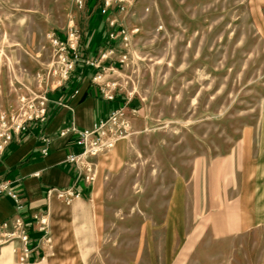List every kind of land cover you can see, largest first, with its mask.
Returning a JSON list of instances; mask_svg holds the SVG:
<instances>
[{"label": "rangeland", "instance_id": "obj_1", "mask_svg": "<svg viewBox=\"0 0 264 264\" xmlns=\"http://www.w3.org/2000/svg\"><path fill=\"white\" fill-rule=\"evenodd\" d=\"M72 78L137 104L90 160L98 264H264V0H0V117Z\"/></svg>", "mask_w": 264, "mask_h": 264}, {"label": "crops", "instance_id": "obj_2", "mask_svg": "<svg viewBox=\"0 0 264 264\" xmlns=\"http://www.w3.org/2000/svg\"><path fill=\"white\" fill-rule=\"evenodd\" d=\"M60 95L64 103L53 106L47 121L30 123L28 131L16 136L0 155V181H8L9 190L20 198L17 202L7 192L0 194V230L6 223L7 232L19 234L21 227L16 221L20 220L29 234L24 245L20 238L8 240L6 232L0 231V264L99 262L95 259L100 251L96 236L105 204L97 196L95 182L66 161L78 149L74 138L61 136V131L70 126L93 128L117 108L125 110L137 104L120 95L114 100L101 98L94 86L78 83L77 78L66 82ZM44 136L51 139L48 155L42 153ZM65 190H69L67 197H60V191ZM35 216L47 218L46 231L40 230ZM247 220L253 221V216Z\"/></svg>", "mask_w": 264, "mask_h": 264}, {"label": "built area", "instance_id": "obj_3", "mask_svg": "<svg viewBox=\"0 0 264 264\" xmlns=\"http://www.w3.org/2000/svg\"><path fill=\"white\" fill-rule=\"evenodd\" d=\"M110 2L107 1V5ZM58 43V42H57ZM62 44V43H61ZM67 73L65 72V75ZM101 75L97 78L101 79ZM68 78V76H67ZM96 79V78H95ZM116 87V83L107 84V87ZM102 91L104 92L103 97L106 100H114L115 94H107L105 89L100 85ZM45 102L40 104L39 108L36 109L37 112H31L27 116L25 114H16L10 121L5 115L0 117V155L8 148V146L13 142L16 136L21 135L28 131L29 125L32 122L47 121V108ZM123 108H117L112 111L107 117L100 120L90 129H79L76 126H70L61 131V136L70 135L74 138L77 151L70 153L66 161L70 164H74L86 177V179L93 181L92 175V162L90 161L92 157L109 150L114 147L116 141L125 133L129 127V122L124 118ZM11 123V124H10ZM44 143V148L42 153L48 155L51 139L48 136H44L42 139ZM7 192L15 201L20 202L19 195L9 190L8 181H0V194ZM69 190L60 191V197H67ZM35 220L40 223L41 231H46L48 226V221L46 217L39 218L35 216ZM16 226L21 227V232L17 234L16 232H7V224L4 223L0 231L6 232V238L12 240L15 237L20 238V240L27 245L29 240V234L24 230V225L20 220L16 221ZM28 248L24 251L27 254ZM24 258H22L23 260Z\"/></svg>", "mask_w": 264, "mask_h": 264}, {"label": "bare ground", "instance_id": "obj_4", "mask_svg": "<svg viewBox=\"0 0 264 264\" xmlns=\"http://www.w3.org/2000/svg\"><path fill=\"white\" fill-rule=\"evenodd\" d=\"M121 147H123V144H120V146L117 147V148H115V150H118V149H120Z\"/></svg>", "mask_w": 264, "mask_h": 264}]
</instances>
